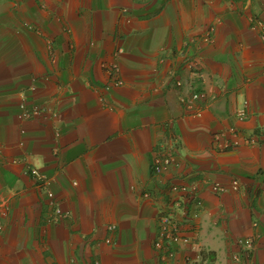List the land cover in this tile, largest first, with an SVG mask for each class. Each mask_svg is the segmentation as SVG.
I'll return each mask as SVG.
<instances>
[{"label":"crops","instance_id":"1","mask_svg":"<svg viewBox=\"0 0 264 264\" xmlns=\"http://www.w3.org/2000/svg\"><path fill=\"white\" fill-rule=\"evenodd\" d=\"M259 23L264 0H0V264H231L240 238L264 264V140L246 141L264 126ZM199 91L192 115L180 99ZM20 102L41 109L20 120ZM231 126L239 145L211 147ZM163 147L177 161L156 174ZM171 184L198 186L192 242L160 249Z\"/></svg>","mask_w":264,"mask_h":264},{"label":"built area","instance_id":"2","mask_svg":"<svg viewBox=\"0 0 264 264\" xmlns=\"http://www.w3.org/2000/svg\"><path fill=\"white\" fill-rule=\"evenodd\" d=\"M259 28V36L260 39L264 41V24L259 23L257 25ZM211 29H207L204 32L203 39L204 41L210 40V32ZM112 69L115 72L114 82L121 84V80L119 79V68L114 64L112 65ZM176 85H181V81L177 80ZM206 93L199 91L191 93L188 97H182L180 99L182 106L184 109L191 113L192 115H199L200 110L196 109V105L198 103L205 102ZM41 107L37 105L28 106L24 102L19 103V113L18 118L20 120L28 119L39 113ZM237 115L239 119H243L246 116L245 107L239 109L237 111ZM239 130L231 126L228 130V134L226 135L224 132H216L212 135L211 139V147L214 148H236L239 145L238 139ZM260 140H264V126L260 127L259 131L255 134L248 135L246 141L249 143H256ZM177 161V157L175 154L171 153L166 148H161L157 151L151 161V169L156 174H163L166 172L172 165H174ZM12 162H16V160H12ZM25 172L28 173L35 181H37L41 189L45 191V195L50 204L54 203V194L50 188V180L47 176L36 166H28L26 165ZM231 189L236 191L239 188V182L236 179L231 181ZM211 189L215 193H222L226 191V188L217 182L211 184ZM198 190V186L195 184L185 185V184H171L170 191L172 192H180L184 194L181 202L172 199L166 203V208L159 212V222H158V238L154 242V246L156 248H165L169 249L173 246H181L183 244H188L192 242L188 237L186 232L184 231V225L189 221V214L186 209L185 202L191 198V194L193 192L196 193ZM69 215L68 212L63 211L59 206H55L54 213L52 215V219L54 221H63ZM2 228V224L0 222V230ZM109 229H113L114 226H108ZM239 252L234 253L231 256V264H246L248 261L250 254L254 251L255 245L253 240L250 238H241L236 242Z\"/></svg>","mask_w":264,"mask_h":264},{"label":"clouds","instance_id":"3","mask_svg":"<svg viewBox=\"0 0 264 264\" xmlns=\"http://www.w3.org/2000/svg\"><path fill=\"white\" fill-rule=\"evenodd\" d=\"M241 239V238H240ZM254 243V242H253ZM255 250V249H254ZM253 253V252H252ZM251 255V254H250ZM250 257V256H249Z\"/></svg>","mask_w":264,"mask_h":264}]
</instances>
